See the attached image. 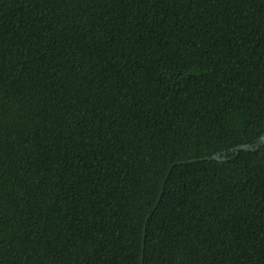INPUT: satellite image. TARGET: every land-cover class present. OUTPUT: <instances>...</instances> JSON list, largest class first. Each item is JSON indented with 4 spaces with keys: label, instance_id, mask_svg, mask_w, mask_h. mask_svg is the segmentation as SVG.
I'll list each match as a JSON object with an SVG mask.
<instances>
[{
    "label": "trees",
    "instance_id": "obj_1",
    "mask_svg": "<svg viewBox=\"0 0 264 264\" xmlns=\"http://www.w3.org/2000/svg\"><path fill=\"white\" fill-rule=\"evenodd\" d=\"M263 131L264 0H0V264H264Z\"/></svg>",
    "mask_w": 264,
    "mask_h": 264
},
{
    "label": "water",
    "instance_id": "obj_2",
    "mask_svg": "<svg viewBox=\"0 0 264 264\" xmlns=\"http://www.w3.org/2000/svg\"><path fill=\"white\" fill-rule=\"evenodd\" d=\"M263 143H264V131L261 134V136L255 141V144H253V145H239V146H236V147L232 148L229 151V153L233 154V156H237L240 151H246V152L256 151L259 146L263 145ZM201 160L222 162V161L227 160V158L224 155L213 154L212 156L204 158V159H201ZM194 161H196V160H194ZM194 161H185L183 163H189V162H194ZM177 164H179V163H177ZM160 196H161V191L158 194L156 203L154 204L151 212L148 214V216H146V218L144 220V225L147 222V220H148L149 216L151 215V213L156 208V206H157V204L159 202ZM141 238H142V240H141V248H140L141 252H140V258H139V264H142V261H143L144 230H143Z\"/></svg>",
    "mask_w": 264,
    "mask_h": 264
}]
</instances>
